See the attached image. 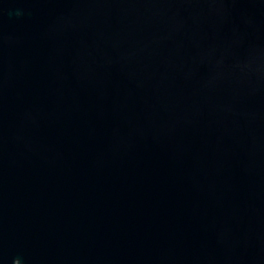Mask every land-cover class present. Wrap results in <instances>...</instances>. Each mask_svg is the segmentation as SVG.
Listing matches in <instances>:
<instances>
[{
  "label": "water",
  "instance_id": "obj_1",
  "mask_svg": "<svg viewBox=\"0 0 264 264\" xmlns=\"http://www.w3.org/2000/svg\"><path fill=\"white\" fill-rule=\"evenodd\" d=\"M0 264H264V0H0Z\"/></svg>",
  "mask_w": 264,
  "mask_h": 264
}]
</instances>
